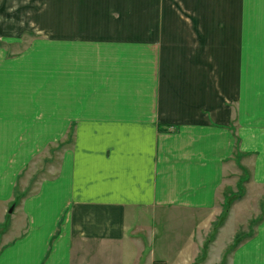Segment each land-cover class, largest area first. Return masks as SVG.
<instances>
[{
    "label": "crops",
    "instance_id": "1",
    "mask_svg": "<svg viewBox=\"0 0 264 264\" xmlns=\"http://www.w3.org/2000/svg\"><path fill=\"white\" fill-rule=\"evenodd\" d=\"M25 36L0 47V264H222L239 164L264 192V0H0V43ZM225 264H264V218Z\"/></svg>",
    "mask_w": 264,
    "mask_h": 264
},
{
    "label": "rangeland",
    "instance_id": "2",
    "mask_svg": "<svg viewBox=\"0 0 264 264\" xmlns=\"http://www.w3.org/2000/svg\"><path fill=\"white\" fill-rule=\"evenodd\" d=\"M24 39L25 41L21 45L14 48L11 46H4L2 43H0V47H6L9 53H17L25 49L29 45L28 42L32 41V39H27L26 36ZM74 140V126H72L66 140L53 144L44 154H42V156L36 161L35 166L31 169L32 179L30 181V187L27 190L28 193L36 192V184L40 183L43 179L54 177L58 174V168L61 163V153H63L64 149L73 148L75 144ZM239 167L242 173L239 174L236 172L237 174L235 175V178H233L232 186L224 191L222 214L213 225L211 233L206 239L199 261L206 257L209 245L215 240L219 228L224 225L225 221L228 219L230 214H233V212L236 214L241 212L250 213L249 217L251 219L248 218L247 221H243L238 224L234 242L224 254L222 264H225L226 261L230 259L231 253L239 244L255 235L256 227L264 218V192L262 193L249 188L250 184L248 181L251 176V168H245L240 164ZM240 216L242 217V215ZM236 223H238L236 220L232 221L231 228H234ZM238 241L239 244H237ZM235 244H237V246L234 248Z\"/></svg>",
    "mask_w": 264,
    "mask_h": 264
},
{
    "label": "trees",
    "instance_id": "3",
    "mask_svg": "<svg viewBox=\"0 0 264 264\" xmlns=\"http://www.w3.org/2000/svg\"><path fill=\"white\" fill-rule=\"evenodd\" d=\"M237 240V239H236ZM237 244H239V241L237 242ZM237 244L234 245V248L237 246Z\"/></svg>",
    "mask_w": 264,
    "mask_h": 264
}]
</instances>
